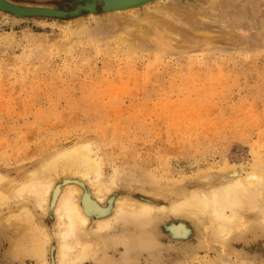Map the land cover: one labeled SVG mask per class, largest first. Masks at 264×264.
<instances>
[{"label":"rangeland","instance_id":"1","mask_svg":"<svg viewBox=\"0 0 264 264\" xmlns=\"http://www.w3.org/2000/svg\"><path fill=\"white\" fill-rule=\"evenodd\" d=\"M13 1L63 9L69 4ZM174 1L193 11L209 3ZM145 17L133 16L140 22ZM105 27L112 34L121 30L118 22L99 23L91 16L77 22L0 12L1 168L35 165L30 156L41 145L66 146L87 138L98 144L106 173L114 166H134L141 173V179L119 182L114 189L118 197L131 195L166 207L174 191L180 195L207 189L235 169L262 173L264 41L255 38L248 46L250 53L242 46L214 43L221 51L208 53L207 65L199 69L197 61L203 55L194 50L195 43L189 52L171 46L170 52L148 49L133 55L120 37L99 44L93 33ZM75 28L81 29L75 33ZM184 40L181 36L180 43ZM197 72L207 78L193 79ZM171 128L183 133L171 136ZM166 217L161 229L181 221L193 232L186 241H172L161 230V264L187 256L185 264H264V224L257 213L247 214L252 222L248 229L222 242L214 241L198 219ZM149 256L143 253L141 264Z\"/></svg>","mask_w":264,"mask_h":264},{"label":"bare ground","instance_id":"2","mask_svg":"<svg viewBox=\"0 0 264 264\" xmlns=\"http://www.w3.org/2000/svg\"><path fill=\"white\" fill-rule=\"evenodd\" d=\"M67 1L68 7L63 9L0 0V12L17 18L81 22L91 16L99 23L106 19L118 22L121 30L117 34L105 27L93 35L99 44L120 37L133 55L148 49L170 52L172 47L189 52L195 43L194 50L203 55L197 61L199 69L207 65L208 53L221 51L214 43L242 46L250 53L248 46L255 38L264 41L263 0H208L197 11L176 6L174 0ZM139 13H145L143 22L133 18ZM80 29L75 28V33ZM181 36L185 37L183 43ZM198 72L193 79L207 78ZM170 132L175 137L183 133L172 128ZM30 159L35 165L24 169L0 166V249L6 245L0 264H141L145 252L150 255L148 262L161 264L165 259L160 252L161 230L172 241H186L193 232L189 223L181 221L163 224L161 229L166 216L200 220L216 242L248 229L252 224L248 213H257L264 224V167L262 173L235 169L225 181L207 189L180 195L174 191V199L166 207L131 195L118 197L114 189L120 181L141 179L142 175L134 166H114L106 173V160L90 139L78 138L66 146L41 145ZM70 175L81 176L84 182ZM187 260L188 256L171 258L167 264Z\"/></svg>","mask_w":264,"mask_h":264}]
</instances>
